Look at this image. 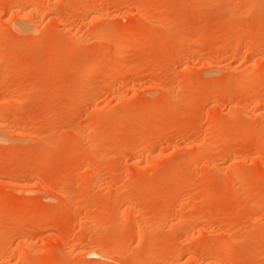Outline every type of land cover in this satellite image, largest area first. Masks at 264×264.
<instances>
[{
  "label": "rangeland",
  "instance_id": "374dc122",
  "mask_svg": "<svg viewBox=\"0 0 264 264\" xmlns=\"http://www.w3.org/2000/svg\"><path fill=\"white\" fill-rule=\"evenodd\" d=\"M1 135L0 264H264V0H0Z\"/></svg>",
  "mask_w": 264,
  "mask_h": 264
},
{
  "label": "bare ground",
  "instance_id": "6f19581e",
  "mask_svg": "<svg viewBox=\"0 0 264 264\" xmlns=\"http://www.w3.org/2000/svg\"><path fill=\"white\" fill-rule=\"evenodd\" d=\"M95 8H96V7H94V9H95ZM100 9H101V8H100ZM141 17H143V16H141ZM142 19H143V18H142ZM144 19H145V18H144ZM133 32H134V31H133ZM117 50H118V49H117ZM121 53H123V50H122V49H121L120 51H118L117 55H118V54H119V55H122ZM116 57L118 58V56H116ZM130 66H131V65L127 66L126 68L128 69V67H130ZM126 68H125V69H126ZM132 68H133V65L131 66V70H132ZM88 69L91 70V71H93V66H90ZM127 69H126V70H127ZM129 69H130V68H129ZM5 133H6L7 135H10L11 131H8V130H7V131H5ZM5 136H6V135H5ZM5 136H4V135H3V136L1 135L0 137H1V139H2V137H5ZM7 139H8V138H7ZM152 144H153V143H152ZM144 145H145V144H144ZM149 146H150V145H149ZM151 146H152V145H151ZM151 146H150V147H151ZM153 146H154V145H153ZM144 147H145V146H144ZM146 147H148V145H146ZM150 147H149V148H150ZM233 160H234V159H233ZM257 204H258V203H257ZM257 204H256V205H257ZM253 205H254V204H253ZM1 251H2V250H1ZM1 251H0V253H1ZM1 254H2V253H1ZM22 255H23V253H22ZM22 255H20V257H23ZM23 258H24V257H23Z\"/></svg>",
  "mask_w": 264,
  "mask_h": 264
}]
</instances>
